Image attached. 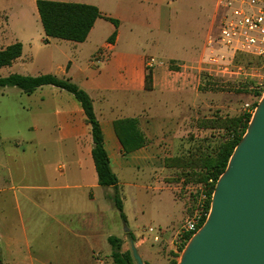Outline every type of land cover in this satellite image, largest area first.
I'll list each match as a JSON object with an SVG mask.
<instances>
[{
  "label": "crops",
  "instance_id": "obj_1",
  "mask_svg": "<svg viewBox=\"0 0 264 264\" xmlns=\"http://www.w3.org/2000/svg\"><path fill=\"white\" fill-rule=\"evenodd\" d=\"M136 1L138 4H135ZM36 2L37 0H28L33 16L37 23H41ZM176 2L178 0H170V2L169 0H120L122 10L114 15L105 13L100 0L69 2L96 6L104 16L116 19L120 24L116 29L112 23L98 19L84 43L50 38L48 44H44L46 35L43 26H38L43 44L48 49H53L47 52L48 57L44 58L45 74L33 75L30 65L34 62V54L40 46L34 45L33 39L27 38L23 33L25 31L17 32L10 25L8 31L11 42L0 49L2 51L16 43H21L23 46V53L19 59L11 66L0 68L1 78L13 74L32 77L52 74L59 78L70 79L88 93L101 124L104 146L112 171L119 179L120 191H123V188L135 187L137 190L145 188L135 184L139 180L136 172L146 176L149 185L155 183L157 190H161L158 186L162 182L169 185V189L174 193L171 201L175 207L171 212L163 214V217L168 216L170 222L175 225V228H172L174 234L179 232L181 225L193 211L188 207L191 201L190 195L185 196L182 192L178 195L179 190L182 191L179 188L182 187L181 183L166 181L168 176L178 175L182 169L177 166L167 167L164 161L181 155V152L177 151L182 149L191 124L195 119H199L208 107L203 101V93L199 90L204 58L200 63L199 60L204 55L203 51L193 46L180 45L164 34L170 28V7ZM104 24L108 26L109 31L99 41L97 39L99 28L101 27L102 30ZM26 27L28 28V25L24 28ZM115 31H117L116 39L113 43H109V38ZM55 50L63 55L58 59V64H55L53 58ZM27 52L29 54H26ZM148 70L153 73L151 90L146 89ZM26 95L29 96V104H33L32 106L36 108L34 114L36 123L46 126L39 140L43 155L51 156L54 163L56 162L54 169L51 170L56 175L54 176L56 185H46L44 191L50 197V192L54 191L60 194L70 190L78 191L75 199L84 201L88 209L74 216L76 226L75 230L71 231L72 242L75 249H79L80 240H85L87 236L88 242H91V245L86 246L87 264H98L93 254L97 256L95 252L104 249L106 253L110 252L112 257V248L108 239L114 235L107 237L105 245L100 244L93 224H96L100 217L103 218L102 212H106L107 208L110 209V204L114 207L109 198L113 195V189L103 188L98 184V175L92 157L94 143L91 128L86 122L82 106L71 93L54 86H43ZM35 95H37L36 103H31ZM121 120H130L134 123V132L144 141L142 147L126 152L115 126V123ZM31 130H38V127H32ZM71 171L74 172L76 184L68 180L67 176ZM8 180L7 176H1L0 170V193L6 190L4 183ZM182 182L185 180L182 179ZM98 188L102 189L100 204L97 203V196L95 201L88 198V193L93 192L96 195L95 190ZM107 190H112V194L104 195ZM122 197L124 198L123 195ZM104 200H107L106 203ZM124 213L126 215L125 204ZM108 227H104V231L114 230L110 229L111 225ZM114 231H118V228ZM129 232H132L136 240L135 245L144 262H153L152 250L140 246L141 242L137 241L141 238L140 234L136 235L132 230ZM14 250L13 242L6 241L4 248L0 247V264H16L12 256Z\"/></svg>",
  "mask_w": 264,
  "mask_h": 264
},
{
  "label": "rangeland",
  "instance_id": "obj_2",
  "mask_svg": "<svg viewBox=\"0 0 264 264\" xmlns=\"http://www.w3.org/2000/svg\"><path fill=\"white\" fill-rule=\"evenodd\" d=\"M100 1L107 15H114L122 10L120 0ZM217 1L178 0L170 7V28L164 34L180 45L193 46L203 51L204 55L200 57L199 63L205 57L204 44L208 34L218 33L219 23L215 17ZM10 25L17 32L25 31L23 33L26 37L32 38L34 45L40 46L36 47L35 60L30 66L33 75L45 74L44 58L53 49L50 50L43 44L38 32V26L42 25L33 16L28 0H0V49L11 42L8 31ZM26 25L28 28H24ZM102 27L97 35L99 41L109 31L107 25ZM62 56L57 50L53 51L55 64H58L57 61ZM239 65L249 69L252 76L224 79L202 73L199 90L208 107L191 124L182 149L177 151L181 155L164 161L167 167L177 166L182 169L178 175L168 176L166 181L181 183L182 187L179 188L182 191L179 190L178 195L181 192L185 196L190 195V211L195 210L200 189L208 186L211 191L214 183L213 179L205 178L206 162L214 160L221 147L231 138L230 135L239 132L244 126L251 116L247 106L256 108L264 97V63L259 60L242 61ZM28 97L16 88L0 89V170L1 176L9 179L4 183L6 190L0 193V247L3 249L8 240L13 242L15 250L12 256L16 264H87L86 246L91 245V242L85 236V240L79 242L81 247L75 249L71 232L76 226L74 216L88 209L87 204L75 199L78 193L75 190L62 194L50 192L51 197L44 191V186L56 185V175L51 172L56 162L51 156L43 155L39 146L46 126L36 123V108L29 104ZM36 100L37 95L31 103H36ZM32 127H38V130H31ZM135 174L139 179L135 184L145 188H123L120 191L124 196L122 200L126 208V222L122 221L117 209L110 204V209L102 212L103 218L100 217L93 224L97 240L105 245L108 236H117L123 240L122 252L126 253L130 251L132 240L129 234L133 235L127 231L132 230L136 235L140 234L141 238L137 240L141 242L140 246L149 247L153 252L154 261L146 262L147 264H178L189 241L185 239V234L178 232L180 229L177 234L172 233L175 225L168 216L163 217V214L171 212L175 207L171 201L174 193L164 182L158 186L161 190H157L155 183L148 184L146 176L140 175V172ZM67 177L72 184H76L74 172H69ZM149 186L150 189L146 188ZM95 192L96 195L89 192L88 198L95 201L97 196V203L100 204L102 189L98 188ZM106 193L112 194V190L105 191L104 195ZM110 225V229L118 228V231H104V227ZM149 227L168 233L162 241L156 243L151 238L145 240ZM106 244L110 248L107 241ZM95 254H98H93L98 264H115L110 252L98 249Z\"/></svg>",
  "mask_w": 264,
  "mask_h": 264
},
{
  "label": "water",
  "instance_id": "obj_3",
  "mask_svg": "<svg viewBox=\"0 0 264 264\" xmlns=\"http://www.w3.org/2000/svg\"><path fill=\"white\" fill-rule=\"evenodd\" d=\"M130 249L135 264H146L134 240ZM178 264H264V97Z\"/></svg>",
  "mask_w": 264,
  "mask_h": 264
},
{
  "label": "trees",
  "instance_id": "obj_4",
  "mask_svg": "<svg viewBox=\"0 0 264 264\" xmlns=\"http://www.w3.org/2000/svg\"><path fill=\"white\" fill-rule=\"evenodd\" d=\"M36 5L46 35L44 44H48L50 38L84 43L98 19H104L112 23L116 29H118L120 24L118 20L104 16L98 7L92 5L51 0H37ZM116 36L117 31L109 38V43H113ZM22 53L23 46L21 43L10 45L0 51V68L11 66L22 56ZM152 85L153 73L151 70H148L146 89L151 90ZM43 86H54L65 90L71 93L81 104L86 122L91 128L94 143L92 157L98 175V184L103 188L113 189V195L109 198L119 212L121 219L126 222L124 204L119 189V179L112 171L110 159L104 146L101 124L95 114L93 101L88 93L74 84L70 79L59 78L52 74L37 77L13 74L6 78L0 77V88L15 87L26 94H31ZM250 121L251 116L247 118V121L239 132L230 135L231 138L221 147L217 157L214 160L206 162L205 178L207 180H214L210 195L214 192L219 178L226 171L230 158L245 135ZM115 126L118 137L126 152H131L142 147L144 141L138 133L134 132V123L132 121L121 120L116 122ZM204 223L205 220L202 221L201 227ZM129 236L135 241V238L131 234ZM191 237V235H186L185 239L189 241ZM108 242L112 248V259L115 264H135L131 249L126 253L122 252L123 241L120 238L111 236Z\"/></svg>",
  "mask_w": 264,
  "mask_h": 264
},
{
  "label": "built area",
  "instance_id": "obj_5",
  "mask_svg": "<svg viewBox=\"0 0 264 264\" xmlns=\"http://www.w3.org/2000/svg\"><path fill=\"white\" fill-rule=\"evenodd\" d=\"M218 33H209L205 42V57L201 72L213 78L250 77V70L239 65L242 61L264 63V0H218L216 22ZM256 108L247 106L253 117ZM214 193V192H213ZM213 193L208 186L200 189L193 214L180 227V233L193 236L206 221ZM168 231L149 227L145 240L162 241Z\"/></svg>",
  "mask_w": 264,
  "mask_h": 264
}]
</instances>
